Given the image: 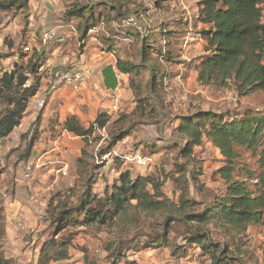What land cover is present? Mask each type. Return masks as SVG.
<instances>
[{
	"label": "rangeland",
	"instance_id": "obj_1",
	"mask_svg": "<svg viewBox=\"0 0 264 264\" xmlns=\"http://www.w3.org/2000/svg\"><path fill=\"white\" fill-rule=\"evenodd\" d=\"M98 1L99 4L96 0H29L23 11L7 14L0 10V75L16 68L19 73L29 76L28 86H35L37 80L40 82L38 93L26 104L20 124L7 135L0 136L3 225L0 254L9 260V264H43L39 260L40 248L50 238L69 242V257L51 260L48 264H83L86 258L95 264H107L105 248L113 233L106 226L80 223L84 215L79 206L87 198L88 185H92L93 193L102 196L119 175V170L128 166L129 161L123 157L142 150L152 155L153 162L148 167L132 164L134 172H140L142 168L147 172L170 170L176 163L184 164L187 169L201 170L198 180L203 186L192 183L191 195L208 200L224 185L217 174L224 158L220 150L205 139L193 151L198 162L185 159L179 150L182 136L173 130L179 124V117L198 109L230 114L249 108L264 114V93L239 97L233 88L202 86L197 82L196 72L186 69L193 57L204 53L202 42L198 41V25H194L197 8L193 0H168L165 2L167 8L156 6V0H131L127 11L120 9V13H110L105 23L95 22L84 41L82 27H77L82 18L73 14L76 8L94 3L98 12H109V4L100 6L102 0ZM182 14L188 18V25L185 34L170 40L173 60L162 59L159 50H154V59H160L161 71L167 69L170 77L165 78L164 83L159 82L155 90L147 68H142L138 74L122 73L120 107L114 109L106 96L109 91L104 85L103 69L113 65L120 77L119 59L140 65L145 35L151 36L150 41L155 47H167L168 39H164L162 32L176 28V21ZM53 28L66 34V41L42 47L44 58L37 60L31 58L33 51L27 55L23 53L31 31L41 38L45 30ZM33 68L36 72L31 74ZM57 68L86 69L88 75L76 89L49 92V82ZM41 99L45 101L43 107L37 103ZM4 112L5 103H2L0 118ZM100 112L108 113L110 123L92 134L89 141L65 129L70 116H77L88 127ZM128 129L132 132L115 145L113 151L104 152L110 132H127ZM31 142V155L26 157V148ZM174 144L177 147H172ZM237 150L240 169L259 173L260 149L240 146ZM46 151L67 164L68 175L56 176L47 169L32 180H25V161ZM97 162L102 166L99 169L95 168ZM93 172L95 181L91 177ZM173 189L172 182H166L164 190L169 196H173ZM63 208H72L74 214L67 216V222L60 229L59 221L55 219L58 210ZM249 233L251 246L261 255L264 226L254 225ZM178 237L171 234L174 244L171 247L146 250L132 258L136 264H210L195 245L185 257H180L175 252Z\"/></svg>",
	"mask_w": 264,
	"mask_h": 264
},
{
	"label": "trees",
	"instance_id": "obj_2",
	"mask_svg": "<svg viewBox=\"0 0 264 264\" xmlns=\"http://www.w3.org/2000/svg\"><path fill=\"white\" fill-rule=\"evenodd\" d=\"M165 1L156 0L155 4L159 8H167ZM193 1L197 8L194 25H198V41L202 42L204 53L193 57L189 69H186L196 72L197 82L202 86L233 88L239 97L264 93V0ZM106 2L109 12L105 14L93 7L99 4L98 0L87 7L76 8L73 15L82 18L77 27H82L84 41L95 27V22L105 23L110 13H120V9L127 11L131 0H102L100 6ZM28 5L29 0H0V10L7 14L23 11ZM176 23L172 31L162 32L164 39H168L167 47H155L150 41L151 36L145 35L140 51L142 63L135 66L119 59V71L138 74L142 68H147L151 73V84L157 90L158 83H164L170 73L167 69L161 71L160 59H154V50H159L162 59L173 60L170 40L185 34L188 18L182 14ZM23 53L28 54L24 48ZM31 58H44V54L34 51ZM35 72L34 68L30 71L31 74ZM28 80L29 76L19 73L16 68L0 75V106L5 103V112L0 118V136L7 135L20 124L26 104L38 93L39 80L35 86H28ZM238 111L227 114L198 109L180 116L179 124L173 129L182 136L179 150L185 159L198 162L193 151L205 139L213 143L224 158V163L217 170L224 185L215 190L208 200L191 195L192 183L203 186L198 180L201 170L187 169L184 164L178 163L170 170L134 172L135 163L128 162L102 196L92 192V185L87 186V198L79 206L84 215L80 223L106 226L113 233L111 242L105 248L107 264H136L132 255L174 245L172 233L179 236L175 252L180 257H185L195 245L210 264H264V249L261 255L257 254L250 244L249 233L254 225L264 226V114H257L249 108ZM110 120L108 113L100 112L95 121L86 127L77 116H70L65 122V129L89 141L92 134L105 129ZM131 132V129L110 132L104 152H111ZM31 145L32 142L26 148V157L31 155ZM174 146L177 147V144ZM240 146L260 149L259 173L240 169L237 162V148ZM140 152L146 154L142 150ZM81 162L79 159L78 163ZM97 164L96 169L102 167ZM94 173L91 174L93 181L96 180ZM168 181L174 185L173 196L164 190ZM93 201L96 204H92ZM71 214H74L72 208L58 210L55 221H59L60 229ZM2 234L0 210V240ZM68 257L67 241L50 238L41 245L39 260L43 264ZM0 264H9L2 254ZM83 264L95 263L86 258Z\"/></svg>",
	"mask_w": 264,
	"mask_h": 264
},
{
	"label": "built area",
	"instance_id": "obj_3",
	"mask_svg": "<svg viewBox=\"0 0 264 264\" xmlns=\"http://www.w3.org/2000/svg\"><path fill=\"white\" fill-rule=\"evenodd\" d=\"M67 39L66 34H61L56 28L48 29L43 32L41 38L37 37L36 32L31 31L29 34V43L24 47V52L30 53V51L41 52L42 47L64 42ZM32 52V53H33ZM119 75V74H118ZM87 74L83 69H64L57 68L54 70L51 80L49 82L48 91L56 92L62 89H76L85 80ZM119 77V76H118ZM110 101L113 104L114 109H119L121 93L119 91V86L116 90H109ZM40 107L44 106V99L37 102ZM126 161L133 162L138 165H148L153 161L152 156L147 154H142L141 152H135L131 156L123 157ZM50 169L56 176H67L68 166L63 162V160L54 159L51 152L46 151L37 157H31L25 161L23 166V178L25 180H32L36 175L41 172Z\"/></svg>",
	"mask_w": 264,
	"mask_h": 264
},
{
	"label": "water",
	"instance_id": "obj_4",
	"mask_svg": "<svg viewBox=\"0 0 264 264\" xmlns=\"http://www.w3.org/2000/svg\"><path fill=\"white\" fill-rule=\"evenodd\" d=\"M113 65H108L103 69L104 85L108 90H116L119 86V77Z\"/></svg>",
	"mask_w": 264,
	"mask_h": 264
},
{
	"label": "crops",
	"instance_id": "obj_5",
	"mask_svg": "<svg viewBox=\"0 0 264 264\" xmlns=\"http://www.w3.org/2000/svg\"><path fill=\"white\" fill-rule=\"evenodd\" d=\"M168 1V0H167ZM166 2V1H165ZM55 53V52H54ZM54 53H53V55H54ZM111 55H114V52L113 53H111ZM86 70V69H85ZM117 71V70H116ZM88 72L86 71V74H87ZM88 75V74H87ZM121 76L119 77V91H123L122 90V84H121V78H122V73L120 74ZM62 91V90H61ZM63 91H66V90H63ZM109 91V90H108ZM109 101H110V99H108ZM111 102V101H110ZM111 105H112V102H111ZM142 167V166H141ZM145 167H147V166H145ZM146 169H143L142 168V171L144 172ZM147 171V170H146ZM159 249H162V248H159ZM155 250H158V249H155ZM146 251V250H145ZM188 257V256H187ZM187 260H189V259H187Z\"/></svg>",
	"mask_w": 264,
	"mask_h": 264
}]
</instances>
